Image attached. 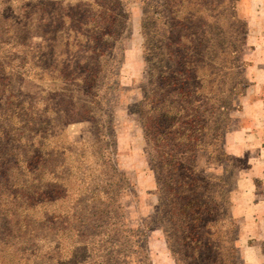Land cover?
<instances>
[{
    "label": "trees",
    "instance_id": "16d2710c",
    "mask_svg": "<svg viewBox=\"0 0 264 264\" xmlns=\"http://www.w3.org/2000/svg\"><path fill=\"white\" fill-rule=\"evenodd\" d=\"M146 1L147 85L132 109L153 172L155 221L175 264H236L225 136L246 64L225 34L228 18L240 23L239 0ZM81 2L92 12L79 15L85 30L75 64L65 65L50 63L44 45L56 32L44 29L31 3L0 0V264H151L146 231L124 218L129 179L106 161L85 174L89 167L77 165L84 152L76 157L66 136L71 112L97 122L99 92L119 88L122 2ZM58 83L71 84L61 94L82 104L49 93ZM96 126L114 135L112 121Z\"/></svg>",
    "mask_w": 264,
    "mask_h": 264
},
{
    "label": "rangeland",
    "instance_id": "374dc122",
    "mask_svg": "<svg viewBox=\"0 0 264 264\" xmlns=\"http://www.w3.org/2000/svg\"><path fill=\"white\" fill-rule=\"evenodd\" d=\"M31 3L30 9L38 11L40 19L46 24L43 25L52 36L44 47L50 51V63L76 62V39L79 31L85 27L80 26L77 21L79 15L84 12H92L81 1L82 0H25ZM32 1V2H30ZM239 0L240 23L229 19L228 34L229 40L240 50V58L246 66L237 81L241 83L242 94L233 97L232 106L228 110L229 121L226 124V134L241 129L240 125L251 129L255 139L248 137L251 148L247 153L238 157L229 156L225 161L228 168L229 185L232 189V198H237L236 189L239 171L246 170L250 163L259 156V164L264 163V0ZM122 10L118 13L125 23L123 36L116 44V49L122 50L118 59L114 62L118 65V90H110L103 87L99 92L103 98V112L97 113V122L92 120L76 121V110L70 113L66 125V136L74 142L76 157L84 152L82 164L90 171H100L104 161L113 165L119 174H125L132 185L131 194L124 195L121 202L125 207V219L129 228L137 226L146 231L147 249L151 264H175L167 250L165 235L162 228L155 221V208L157 195L153 181V172L150 167V159L146 154V144L143 139L142 129L137 120L132 105L141 98L146 88V71L143 61L144 40L141 32V21L147 11L146 0H121ZM81 6V8H80ZM8 15V12H4ZM218 15L221 16V13ZM244 21V24H242ZM220 19L213 27V33L220 34ZM22 29V28H21ZM25 36V35H24ZM220 37V35H219ZM5 47V46H4ZM23 47L22 44L19 45ZM2 54V53H1ZM251 69V74L249 73ZM65 70V69H64ZM243 85H245L244 88ZM26 88V87H25ZM27 89V88H26ZM74 89L58 83L55 86L47 87L49 93L55 90L61 102L72 103L74 106L82 104L81 100L70 99L61 94V90ZM65 93V92H64ZM262 104V105H261ZM93 113V112H92ZM252 115L259 119L258 122H250L248 119L241 123L242 115ZM112 121L114 135L108 130L96 128L98 123ZM72 121V122H71ZM111 123V122H110ZM253 123V128L251 127ZM108 132V133H107ZM250 134L249 131H246ZM102 134V135H101ZM252 134V133H251ZM251 137V135H250ZM250 139V140H249ZM109 146L105 148L106 142ZM236 161H235V160ZM207 158L199 160V165H207ZM235 165V167L233 166ZM259 184H255L258 191L264 195V178ZM256 182V181H255ZM254 182V183H255ZM124 193V192H123ZM122 193V194H123ZM232 215V212H231ZM233 218V216H232ZM235 228L233 231L234 246L237 250L236 264H243L240 256L238 242L241 224L243 219H234ZM245 245V243L241 242ZM136 264V263H134Z\"/></svg>",
    "mask_w": 264,
    "mask_h": 264
},
{
    "label": "crops",
    "instance_id": "0c3cea01",
    "mask_svg": "<svg viewBox=\"0 0 264 264\" xmlns=\"http://www.w3.org/2000/svg\"><path fill=\"white\" fill-rule=\"evenodd\" d=\"M252 1L257 2L255 0ZM247 119L250 122L259 121L258 118L254 120L255 117L247 114L242 115L241 123ZM251 125L253 128V123ZM240 127V130L228 133L225 136L227 153L238 158L251 148L250 143L247 141L248 137L252 140L255 139L254 132L251 129L242 124ZM246 131H249L250 134ZM246 135H248L247 139ZM259 160V156L255 158V162L250 163L248 168L243 170L244 173L239 171L238 180L236 181V189L238 190H236L237 193H234L238 197H233L231 209L234 219H243L238 238L243 264H264V195L258 191L254 183L264 178V163L259 164ZM241 242H244L245 245H242Z\"/></svg>",
    "mask_w": 264,
    "mask_h": 264
}]
</instances>
